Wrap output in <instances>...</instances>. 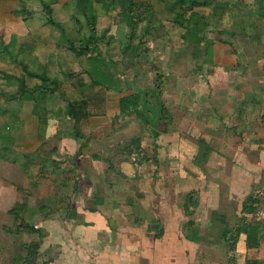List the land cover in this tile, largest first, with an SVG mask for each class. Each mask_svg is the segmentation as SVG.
<instances>
[{"label": "crops", "instance_id": "obj_1", "mask_svg": "<svg viewBox=\"0 0 264 264\" xmlns=\"http://www.w3.org/2000/svg\"><path fill=\"white\" fill-rule=\"evenodd\" d=\"M44 1L0 0V47L12 51L11 58L0 55V205H11L24 174L60 177L50 188L54 196L23 211L44 232L41 246L54 252L50 264L264 261V52L245 49L264 48L258 39L264 37V0H240L244 16H258L249 26L261 33L240 44V62L229 42L216 44L202 34L208 19L234 6L227 0H197L204 4L192 10H186L189 0H139L143 8L131 0L128 15L137 18L129 22L120 7L93 0H52L51 7ZM192 11L206 16L199 39L184 37L175 22ZM71 19L77 39L93 51L77 56L70 70L61 54L70 50ZM125 24L118 39L116 26ZM171 29L181 30L178 38L161 37ZM99 43L123 49L106 66ZM45 48L58 51L48 55ZM142 59L150 61L148 71L125 64ZM9 62L12 70L5 69ZM95 70L109 74L110 89L95 88L103 111L76 134L65 107L81 96L69 73L87 79ZM28 180L33 189L37 181ZM58 201L46 217L35 211ZM249 222L260 238L252 248L240 231Z\"/></svg>", "mask_w": 264, "mask_h": 264}, {"label": "rangeland", "instance_id": "obj_2", "mask_svg": "<svg viewBox=\"0 0 264 264\" xmlns=\"http://www.w3.org/2000/svg\"><path fill=\"white\" fill-rule=\"evenodd\" d=\"M51 1L52 0H45L43 3L50 4L49 6L51 7ZM138 1L139 0H136V2H138ZM200 1H203V0H200ZM227 1L231 2L230 4H234V6H231V5L227 6L228 9L224 12V15L208 19L207 25L204 28V31L202 32V34L204 37H210V38L218 39V42H216V44H218L220 41L229 42L230 45H232V50L236 51L237 55H239L238 61L240 62V51H241V49H243L242 47H240V44H243L244 41H246V40L252 39V37L254 38V36L257 38V37H259V35H261V33L257 30V28L254 29V28H251L249 26L250 23L255 22V20L258 18V16L256 14H253V13H250V14L244 16V14L242 13V11H244V10L240 6V0H227ZM14 4H15V2H14ZM31 4L33 5L32 7H36L37 10L40 8V5L38 2L36 4L34 2H32ZM71 5H72V3L69 4V6H71ZM249 5L250 4H248V6ZM250 7H251V5L249 6V8ZM136 8H143V5L139 4V2H138V3H136ZM197 9L204 12L203 14L209 13L208 8L205 9L204 7H198ZM218 9H219V6H218ZM127 10H129V8H127ZM17 16L20 17L21 13H19ZM133 16H134V18H137L136 14H133ZM54 17L56 19V17H58V16H54ZM124 19H126V16L124 17ZM59 20H60V18L58 17V21ZM70 21H72V19ZM69 26H70V30L73 27L76 28V23H74L72 21L69 23ZM126 26H127V24H125L121 27L116 26L118 39H123V37L125 36L124 34L126 31ZM241 26L244 27L242 30L240 28ZM127 27H128L127 35H131L132 28L130 25ZM137 27H139V26H137ZM178 30L181 31L180 29H178ZM178 30L171 29V31H167V32L165 31L164 35H162L161 37H163L164 39H168V38L176 39V38H178V35H179ZM75 31H76V29L75 30L73 29V30H71V32L68 33L70 38H72V40L74 41V44H72V47H73V49H76V50H79V49L82 50V48L84 47V41L77 39L78 35H77V32H75ZM84 33H85V36H86V34H88L87 31L86 32L84 31ZM95 35H98V34L95 32ZM189 35H190V33H189ZM126 39H128V38H126ZM258 39L262 40V39H264V37L258 38ZM128 41H129V39H128ZM60 43H61V41H60ZM161 44H162V42L160 43V45ZM91 45H93V44H91ZM160 45L156 47L157 50L160 49ZM99 46L102 48L101 52L105 51V52H103L104 53L103 57L105 58L104 64H106V66H108V63L106 62V60L109 59V56L112 54L120 55L119 53L123 49L122 46H115V45L112 48H105V47H102L103 46L102 43H99ZM90 47H93V46H90ZM95 49L96 48H94V50ZM245 49L247 50V52L249 54H257L258 49L262 50V52H264V48H262V47L258 48L256 46L255 47L249 46L248 48H245ZM10 50H11V48H8V50H7V48H5V47H3V49H2V46H1L0 47V55L3 58H6L7 56H8V58H11V55H12L11 52L12 51H10ZM45 50H46V54H48V55H50L49 54L50 52H52V54H55L56 51H58V50H51V48H48V49L45 48ZM8 52H10V53H8ZM107 52H108V55H107ZM65 54L67 56V60H69L68 64H69L70 70H71V68H73V69L75 68L76 63H77L76 58L77 59L79 57L86 58L84 51L81 55H76L73 50H69L68 53L64 52L61 55L64 57ZM56 56L57 55H54L55 58H56ZM77 56H79V57H77ZM143 60L144 59L138 61L137 63L135 62L133 64H129V62L125 63V64H127V66H128L127 68H129L131 71H137V72L143 71V70L148 71L149 70L148 63H150V61H148V60L143 61ZM89 62H90V65H92L91 61H89ZM145 62H147V65ZM32 64H33L32 67L31 66L30 67L32 69H34L35 71H37L38 73H43V72L46 73V70L44 68H42V65H37L34 63H32ZM87 64L89 65V63H87ZM6 65H7V66H5L6 70H12L14 67L13 64H11V62H9ZM117 65H119L120 68L122 66V64H117ZM150 65H151V63H150ZM262 65H264V64H262ZM53 66L55 68V64H53ZM83 66L84 67L86 66V62L82 63V65L80 64L81 68ZM196 66L198 67L196 69H199L200 64H197ZM253 67H255V66H253ZM253 67H251V68H253ZM143 68H145V69H143ZM166 70H168V69H166ZM162 71H165V70L161 69V71L156 70L153 72H162ZM90 75H91V78L94 81H96L98 84L101 83L103 88L107 89L109 87V89H110L108 82H106L109 79L108 78L109 74H106V73L102 72L101 70L100 71L95 70L92 73H90ZM30 178H32V180L34 179V181H37V184L34 186L33 189L31 188V186L29 185V182H28L29 181L28 179H30ZM30 178L24 174L23 182L20 183L18 180H17V182L15 181V186L17 188H15L12 192L13 194H15L14 200H11L13 202L11 203V205H8V206L0 205V264H12V258L15 256L16 252L19 250V244L21 241H25L28 243L29 242H38V241L40 242L39 246H38V250H37L35 260L31 264H50V263H53V261H51L52 256H54L53 250H50V251H48L46 249L43 250V247L41 246V244L43 242L42 241L43 237L41 238V240H39V237H38L39 235L37 236V234H34V233L27 231V229L22 227V226L20 228H18L17 233H15V234L8 233L5 230V228L9 227L12 223L11 222V219H12L11 214L7 213V209L13 207V205L17 202H25L26 205H28V207H33L35 204H39L40 202H45L44 200L46 199L47 196H49V197L54 196V194H52V192L54 190H52V192H51L50 188L51 187H53V188L57 187V185L60 184L59 183L60 177L58 175H55V174H53L52 176H49V175H45V173L38 172L37 174H33L32 177H30ZM261 196H264V194H262ZM27 214H28L27 212H25V213L23 212L21 215L24 216L25 220L27 222H29L30 224H36L37 220H35V218L28 217ZM262 215H264V211L263 212L261 211L259 213V216H262ZM20 230H26L27 232L26 231H20ZM240 260H241V258H240Z\"/></svg>", "mask_w": 264, "mask_h": 264}, {"label": "trees", "instance_id": "obj_3", "mask_svg": "<svg viewBox=\"0 0 264 264\" xmlns=\"http://www.w3.org/2000/svg\"><path fill=\"white\" fill-rule=\"evenodd\" d=\"M91 1V0H90ZM96 3H100L104 8L109 6L120 7L122 9V13L120 16L124 18L126 16L127 22L128 19L132 16H129L131 12H133L134 3L131 0H93ZM196 4L197 6L203 5L204 3L199 1L189 0L186 3V10L189 8L192 10V7ZM188 7V8H187ZM129 8V10H127ZM135 10V9H134ZM175 22L182 28H184V37L186 38H195L199 39V34L201 33L202 26L206 23V16L192 11L189 14H178L176 15ZM132 26V24H128ZM190 33V35H189ZM190 36V37H189ZM197 37V38H196ZM72 39V38H71ZM72 44L74 41L71 40L69 44V49L73 50L76 55H81L84 51H93V48H89L88 45L84 46L79 50L73 49ZM70 85L77 91L81 99L78 101H69L65 107V116L72 122L74 133H80L78 129L83 121H85L90 115L93 113H99L103 111V97L101 96V92H97L95 88L99 87V84L90 78H83L80 72L78 73H69ZM96 109H99L98 111ZM58 201L57 206L54 208H48L46 206H39L35 208V211L43 218L51 213H54L57 209H59ZM246 212H253L254 208L243 207ZM23 211H28V207L25 202H17L13 207H11L8 211L13 217L12 223L9 227H6L5 230L8 233H17L18 228L21 226L26 228L27 231L31 233H37L39 235V240L44 236V232L41 231L40 228L35 227L34 224H29L24 221L21 213ZM33 210H31V213ZM244 227L240 228V231H244L246 234V245L249 248L255 247L259 244L260 238L257 237L258 228L253 223L244 224ZM26 231V230H20ZM26 231V232H27ZM234 241V239H233ZM38 242H25L21 241L19 244V250L16 252L15 256L12 258V264H31L35 260L38 246ZM14 262V263H13ZM260 262V261H259ZM255 260H248L245 264H264V261L259 263Z\"/></svg>", "mask_w": 264, "mask_h": 264}]
</instances>
